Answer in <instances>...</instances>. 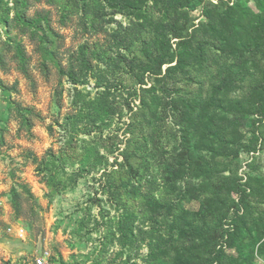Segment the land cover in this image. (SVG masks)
<instances>
[{
  "label": "rangeland",
  "instance_id": "1",
  "mask_svg": "<svg viewBox=\"0 0 264 264\" xmlns=\"http://www.w3.org/2000/svg\"><path fill=\"white\" fill-rule=\"evenodd\" d=\"M263 88L264 0H0V264H264Z\"/></svg>",
  "mask_w": 264,
  "mask_h": 264
},
{
  "label": "trees",
  "instance_id": "2",
  "mask_svg": "<svg viewBox=\"0 0 264 264\" xmlns=\"http://www.w3.org/2000/svg\"><path fill=\"white\" fill-rule=\"evenodd\" d=\"M202 0H154L155 4L161 5L167 9L173 11H180L183 7H187L189 4H195ZM168 33H163L161 38L154 45L145 47L142 51V61L140 63L141 77L139 79L140 84L144 85L147 76H161L163 67L168 66L165 76H170L174 71L178 70L179 66H182V62H179V58L185 55L184 51V32L185 29L177 30L175 28H166ZM173 39H179L176 46L172 42ZM177 60V61H176ZM176 62L175 65H173ZM264 88L261 89L256 98V104L259 109L263 108L264 104ZM254 114V113H253ZM183 124V121H181ZM184 129V125H182ZM230 125H224L221 131L223 134L227 132ZM213 133L212 136L218 140L223 137L222 133Z\"/></svg>",
  "mask_w": 264,
  "mask_h": 264
},
{
  "label": "built area",
  "instance_id": "3",
  "mask_svg": "<svg viewBox=\"0 0 264 264\" xmlns=\"http://www.w3.org/2000/svg\"><path fill=\"white\" fill-rule=\"evenodd\" d=\"M34 264H49L48 262V254H44L43 256H40L36 258Z\"/></svg>",
  "mask_w": 264,
  "mask_h": 264
}]
</instances>
